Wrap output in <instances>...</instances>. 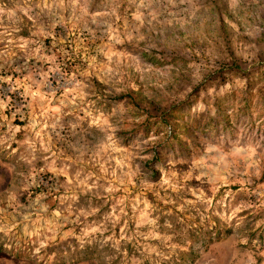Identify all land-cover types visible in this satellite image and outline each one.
<instances>
[{
	"label": "rangeland",
	"instance_id": "1",
	"mask_svg": "<svg viewBox=\"0 0 264 264\" xmlns=\"http://www.w3.org/2000/svg\"><path fill=\"white\" fill-rule=\"evenodd\" d=\"M0 264H264V0H0Z\"/></svg>",
	"mask_w": 264,
	"mask_h": 264
}]
</instances>
